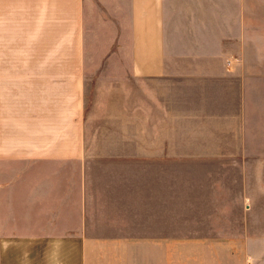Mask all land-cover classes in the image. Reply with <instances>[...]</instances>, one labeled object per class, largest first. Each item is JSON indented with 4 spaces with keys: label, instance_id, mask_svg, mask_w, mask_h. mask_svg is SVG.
<instances>
[{
    "label": "crops",
    "instance_id": "0c3cea01",
    "mask_svg": "<svg viewBox=\"0 0 264 264\" xmlns=\"http://www.w3.org/2000/svg\"><path fill=\"white\" fill-rule=\"evenodd\" d=\"M119 83L140 85L141 139L91 141L88 85L97 106ZM136 147L149 168L264 180V0H0V264H240L208 245L184 259L159 232L139 255L104 235L124 226L93 218L91 166ZM242 249L264 264V241Z\"/></svg>",
    "mask_w": 264,
    "mask_h": 264
},
{
    "label": "rangeland",
    "instance_id": "374dc122",
    "mask_svg": "<svg viewBox=\"0 0 264 264\" xmlns=\"http://www.w3.org/2000/svg\"><path fill=\"white\" fill-rule=\"evenodd\" d=\"M94 86L88 85V139L102 143L140 140L141 131L135 129L141 127L140 85H112L119 89L114 96L107 90L110 85H106L97 106L91 96ZM133 91L135 100L131 99L127 107V96ZM116 104L120 106L119 113ZM94 106L99 110L97 116L92 114ZM97 150L107 153L126 149L103 146ZM129 150L134 153L132 158H125L129 162L119 160L122 158H112L120 162H110L105 161L110 158H104L102 164L91 166L94 182L89 184L93 186H88V193L96 201L93 218L107 223L119 221L124 226L106 228L104 235H118L119 240L125 236L123 242L133 246L132 252L138 254L145 235L150 233L153 240V233L159 232L166 236L167 251L181 250L184 259L189 258L191 251H206L208 245L215 252L224 249L239 254L240 264H254L248 257L242 260V240L248 233L255 243L264 241V180L243 182L233 178L234 172L216 164H162L149 168L137 153L140 148ZM244 189L248 194L241 195ZM139 262L130 260V264ZM237 262L230 260L231 264Z\"/></svg>",
    "mask_w": 264,
    "mask_h": 264
}]
</instances>
